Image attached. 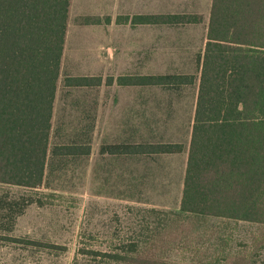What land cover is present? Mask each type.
Returning <instances> with one entry per match:
<instances>
[{
    "label": "trees",
    "instance_id": "obj_1",
    "mask_svg": "<svg viewBox=\"0 0 264 264\" xmlns=\"http://www.w3.org/2000/svg\"><path fill=\"white\" fill-rule=\"evenodd\" d=\"M71 3L0 0L1 185L36 189L45 181ZM122 19L132 25L201 22L187 14ZM200 66L180 208L166 213L156 226L170 235L179 232L184 250L194 258L165 264H233L238 258L258 264L257 245H246L238 253L230 245L233 234L227 231L231 224L264 231V0H212ZM193 81L192 76L179 75L120 76L108 78L106 84L169 87ZM102 83V77L65 80L67 87ZM131 149L145 155L183 152L180 144H141ZM80 151L63 146L55 148L54 155H80ZM113 151L118 153V148ZM141 250L135 244L129 253L139 257ZM244 251L248 254L238 257ZM108 257L116 263L128 259Z\"/></svg>",
    "mask_w": 264,
    "mask_h": 264
},
{
    "label": "rangeland",
    "instance_id": "obj_2",
    "mask_svg": "<svg viewBox=\"0 0 264 264\" xmlns=\"http://www.w3.org/2000/svg\"><path fill=\"white\" fill-rule=\"evenodd\" d=\"M187 3L184 5L181 0H168L170 6L167 8L163 6V0L153 1V12L189 14L199 17L202 22L187 28L181 25L165 27L163 38L160 35L161 29L154 27L153 56L150 59L154 61L155 69L164 67L169 71L171 53L192 49L194 54L198 53L194 71L182 74H192L194 85L154 89L119 88V92L107 88L111 99L122 100L120 116H117L121 122L117 143L112 138H106L99 145L95 137H88L84 131H76L82 127L81 120L83 125L86 123L84 114L71 115L69 120L57 116L43 185L30 189L0 184V264H140L144 261L147 264H165L186 263L194 258L184 250L179 232L170 235L163 227L156 229L164 219L163 216L167 217L166 213L180 208L191 143L192 113L195 111L200 84V56L207 42L212 0H200L199 6H188ZM126 5L128 2L125 0L122 3L120 0H76L73 12L86 13L87 18L77 17L83 23L87 20V24H113L115 38L132 32L144 38L146 27L133 29L116 22H124L122 18L132 17L141 11H150L149 6L146 7L142 0H130L129 8ZM127 11L130 12L126 14ZM96 12L103 14L100 17L89 16ZM91 20L96 23H88ZM82 28L79 26L76 29ZM106 28L109 29V25ZM136 53L139 60L137 72L121 73L118 71L120 68L116 67V72L105 74L104 80L110 76L151 75L146 71V66L139 64L147 59L145 48H138ZM124 55L126 53L119 54L120 60L126 58ZM117 65L121 66L120 61ZM74 73L84 74V71ZM62 83L64 85V81ZM85 94L72 96V99L79 103L84 97L85 100H91ZM129 100H138L136 112L132 106V127L133 121H136L137 135H130L126 127L129 122ZM149 101L154 103L152 110L147 109ZM158 119L167 120L174 127H183L184 133L178 137L183 152L152 157H130L125 154L135 142L158 141L155 138L157 136L152 135V129L148 128ZM65 123L69 128L62 125ZM73 133L78 134L73 136ZM171 137L174 136H169L167 143L173 141ZM93 143L98 146L97 154L88 162L81 157L82 154L58 158L53 154L55 147L60 145L69 144L85 149ZM115 148H118V153L113 151ZM230 227L232 229L227 234L232 232L233 243L230 245L236 248V252L245 249L246 245L250 248L255 244L256 262L264 263L263 229L247 224H231ZM135 244L142 248L139 257L129 253ZM245 252L238 257L248 254ZM108 254L124 255L128 259L124 263H116ZM231 262L249 264V261L239 258Z\"/></svg>",
    "mask_w": 264,
    "mask_h": 264
},
{
    "label": "crops",
    "instance_id": "obj_3",
    "mask_svg": "<svg viewBox=\"0 0 264 264\" xmlns=\"http://www.w3.org/2000/svg\"><path fill=\"white\" fill-rule=\"evenodd\" d=\"M87 1H90V0H87ZM142 1L145 2L146 7L149 6L150 11H145V12L141 11V13L135 14L134 16L175 15L174 14L175 12H172V13H169L167 11L153 12L152 9H153L154 0H142ZM125 2L126 3L128 2V5H126V7L129 8L130 0H125ZM73 3H75L76 5V0H72L71 8H70V17H69L70 25H68V31H67L66 43H65V51H64V56L62 60L61 79L58 84L57 94H56V99H55V104H54L53 126H52V131H51V137L53 136L54 131L56 129L55 122H56L57 116H61V119L63 120H69V117L71 115H78L79 113H81V114L86 115L84 119L86 123L83 125V120H81L82 127L79 128L80 130H76V131H84V133L88 137H92V138L95 137V142H98L99 145H102L101 142H103L104 139L106 138H112L113 141L117 143L118 140L116 139L118 136H120V131H121V122L117 120V116L118 117L120 116V112H121L120 106H121L122 100H115L116 98L111 99L110 94H108L107 88L113 91L119 92V88L120 90L122 88H132V87H135V88L145 87L146 89H154L155 87L161 88V86L122 87V86H119L116 82L108 86L106 84V81L104 80L105 74L109 72H116V67L120 68L118 71L121 73L137 72L138 69L136 68V66L138 65L139 60H138V56L136 52L138 48L144 47L145 54H146L145 56L147 59L145 61H140L139 64L146 66L147 67L146 71L151 73V75H145V76L171 75V74L174 76H178V75L179 76H191L192 74H182V73H186V72L193 73L194 62H195V58H197L198 53L194 54L192 52V49L176 50L173 52V54L171 53L172 58H171V62L169 65V71H166L164 67L155 69L154 61H151L152 59H150L153 56L152 52H153V47H154V27H158L161 29L162 32H160V35L163 38L164 32H166L165 27L177 26V25H132L130 22L129 23L128 22H120V23L116 22L117 24L131 26L133 29L137 28L138 26L146 27L147 34L143 38V36L140 34H137V32L136 33L132 32L130 34L128 33V35L126 36L121 35L120 38H115V36H113V33H114L113 24H105V22H101L100 24H86V23L80 22L82 20H79V18L77 17L87 18L86 13L84 12H82L81 14L74 13L73 9L75 7L73 6ZM120 3H122V0H120ZM186 3L188 6H199L200 0H181V4L185 5ZM163 6L169 8L170 4L168 5V0H163ZM129 12L130 11H127L125 13L128 14ZM102 14L103 13L96 12L94 15H89V16L100 17ZM75 20H79V21H75ZM200 23L181 25V26L187 28L190 26H198L200 25ZM108 25H109V29L106 28V26ZM79 26L83 27L82 30H77ZM206 43L204 45V49H205ZM188 50H189V53H186ZM121 53H126V55H124L126 57L124 60H120V58L118 57L119 54ZM161 53L163 54V52ZM203 54H201L200 60ZM185 56L188 57L187 61H185ZM119 61H120L121 66L117 65ZM200 69H201V66H200ZM81 70L84 71V74L82 73V74L74 75L75 71L81 72ZM82 75H84L83 77H102L104 83H102V85L98 87H67L65 85V80L67 78L82 77ZM120 76H141V75H120ZM113 78L116 79L115 77ZM62 81H64V85ZM194 83H195V80L193 81V84L180 85V86L182 87L192 86L194 85ZM198 92H199V86H198ZM83 93H86L84 96L91 98V100H85V97H84V100L80 101L79 103L78 100L72 99V96H78ZM70 98L72 100H70ZM197 98H198V93L196 96V100ZM156 104L158 105V103ZM127 105L129 109V115H128L129 122L126 123V127L128 128L130 135L132 133L133 135H137L138 123L136 121H133V127H132V114H133V107L135 109V112L137 111L135 107L138 105V100H129L127 102ZM147 105H148L147 109L151 108L152 110L154 103H152V101H149L147 102ZM171 106L172 105H169V107ZM162 112L168 115V113H166L164 109H162ZM157 114L159 115L160 112L157 111ZM194 116H195V111H193L192 113L193 121H192V125L190 128V138L192 137ZM62 125L66 128H69L68 124L66 123ZM150 125L151 126L148 128L152 129V132H153L152 135L154 134V136H157L155 138H157L158 141L147 142V143L146 142H142V143L135 142L134 144H131L133 145L131 146V148L139 144H180L182 145L178 137H180L184 133L183 127L171 126L170 122H168L167 120H162V119H158L156 123L150 124ZM172 130H175V131H172ZM77 134L78 133H73L71 135L76 136ZM169 136H174V137H171L174 139L170 143H167L169 142L168 141ZM175 138H177V140H175ZM50 144H51V138H50ZM63 146L79 148L78 146H73L69 144L60 145L57 147H63ZM87 147L88 148H85V149L84 148H79V149H81L80 151V154H82L81 157H83V159H87V162H88L89 160L92 159L93 156L97 154L98 146L95 145V143H93V144H89ZM131 148L129 151L130 157L139 156V155L148 156V157L163 156V155H178V154H160V155L138 154L136 153V150L133 151V149ZM49 152H50V149H49ZM102 152H103V149L101 150V153ZM53 154H54V151H53ZM54 156L57 158L62 157V156H57V155H54ZM73 156L75 155H70V157H73Z\"/></svg>",
    "mask_w": 264,
    "mask_h": 264
}]
</instances>
